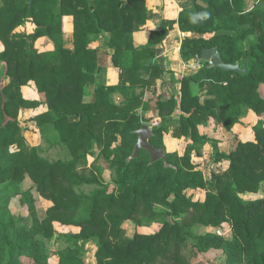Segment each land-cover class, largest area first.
Segmentation results:
<instances>
[{"label":"trees","instance_id":"16d2710c","mask_svg":"<svg viewBox=\"0 0 264 264\" xmlns=\"http://www.w3.org/2000/svg\"><path fill=\"white\" fill-rule=\"evenodd\" d=\"M177 19L159 20L151 29L147 45L136 47L132 33L154 17L146 0H0V264H49L46 240L56 236L73 244L56 252L57 264H85L84 243L95 240L97 264H189L182 248L195 222L218 226L228 222L230 237L205 233L196 237L198 252L220 250L226 264H264V197L244 198L264 182V0L262 7L247 10L245 0H191ZM72 16L73 47H66L62 17ZM29 23L31 32L15 31ZM184 33L180 55L184 61L200 57L201 50L216 46L227 63L247 59L246 73L223 71L203 64L195 72L182 75L180 97L158 94L154 101L143 100L144 90L154 89L165 71L155 60V44L162 43L176 27ZM106 34L111 61L118 69V83L106 85L101 76L98 36ZM251 35L254 44L245 49L242 42ZM46 36L53 49L38 51L35 41ZM34 82L44 102L23 97L21 87ZM93 95L84 99L86 87ZM203 90L204 98L193 93ZM123 92L115 104L110 94ZM128 92L129 94L127 95ZM42 105L43 111H38ZM20 108L34 112L32 120L42 128L51 126L59 141L69 148L70 161L48 162L29 146L17 115ZM258 120L252 141H238L234 149L218 159L229 161L228 169L211 176V189L203 201H194L185 190L204 189L201 171L193 168L190 153L199 140V125L210 118L231 129L244 109ZM139 109L157 110L163 124L154 127L150 142L164 146V131L172 137H187L183 153L166 152L149 164V154L140 150L126 163L133 149L138 128L149 117ZM177 113L178 122L172 115ZM73 118V119H71ZM93 143L101 146L100 157L114 171L111 183L101 184L97 175L78 170ZM15 146V149H12ZM28 177L51 201L45 214H37L32 187L20 184ZM95 183L91 191L76 187ZM27 205L32 223L15 217L10 209L14 197ZM155 204L169 213L156 211ZM166 214L175 218L170 221ZM176 217H180L178 220ZM158 219L155 233L137 230L125 234L123 225ZM79 227L78 232L58 233L52 222Z\"/></svg>","mask_w":264,"mask_h":264},{"label":"rangeland","instance_id":"374dc122","mask_svg":"<svg viewBox=\"0 0 264 264\" xmlns=\"http://www.w3.org/2000/svg\"><path fill=\"white\" fill-rule=\"evenodd\" d=\"M162 0H146V7L147 9L154 14L155 18L161 19H172L175 15V11L178 10L177 5L173 2V0H164L165 3L170 4L169 2L174 3L172 4V8L169 7V10L164 13L163 7L161 4ZM177 4H179V8L182 10L185 7L189 9L193 8V3L191 0H175ZM201 3L200 0H198ZM170 4V6H171ZM263 3L262 0H245V7L247 10L252 9L253 7H262ZM179 10V11H181ZM155 11V13H154ZM180 12H178L175 19L178 18ZM149 21V20H148ZM147 21V22H148ZM29 24H22L15 27V31H26L27 33L31 32L32 26H28ZM71 21L64 20V34L65 38L70 41L72 40L73 33L71 32ZM63 26V25H62ZM177 27V26H176ZM180 30V29H179ZM72 33V35H71ZM150 33V31H149ZM183 32H169L170 44L166 50L165 45L163 42L167 40V38L160 44H163V48L156 51L155 60L165 71L162 78H158L155 81L154 89L144 90L142 99L143 100H151L157 97L158 94H162L164 97H169L171 94L179 97L180 90L179 82L177 77H181L183 74L188 75L194 71H196L200 66L203 64L212 65L210 60L202 59L198 57L191 62H182L180 59L179 54L177 52L178 44L181 42V36ZM167 36V37H168ZM133 37V35H132ZM168 38V39H169ZM179 39V40H178ZM255 36L251 35L249 38L242 42L243 47L248 49L250 45L254 44ZM108 40L106 35L98 36L96 42H93V47L98 49L97 55L99 58V65L103 67L104 74H102V79L106 85H116L118 83V71L117 73L115 70L113 71V63L110 60L111 53L113 51L112 48L109 50V46L107 45ZM2 42L0 40V49L2 48ZM51 44L49 38H43L41 40H36L35 44L37 49L39 48H46L48 45ZM147 44V42H145ZM158 44V43H157ZM142 45V44H141ZM156 45V44H155ZM73 47V42H72ZM159 59V62L157 60ZM240 64V63H239ZM114 66V65H113ZM108 68H111L109 71ZM116 69V68H115ZM4 74V64H0V76ZM116 75V76H115ZM21 92L23 97L27 99H34L40 101L42 104L44 102V96L41 92H39L34 84V82L29 81L23 87H21ZM203 90L198 87H193V93H198L201 95V101L204 98V94H202ZM127 95L129 94L126 92ZM259 93L264 98V85L259 87ZM93 95V85L86 87L84 99L89 100L92 98ZM123 92L120 90H116L110 94L111 100L115 104H119L122 100ZM46 109L45 105H42L38 108V111H43ZM138 112L140 115L149 117L148 121H144L143 123H152L155 126H159L163 124V119L160 115H158L157 110L150 109V110H141L139 109ZM34 112L31 109L27 108H20L17 115V120L20 126L22 127V134L25 138L26 143L29 146H33L37 148L38 155L47 160L48 162H56V161H70L73 156L69 148L66 147L65 144L61 143L57 137L56 131L49 126L48 128H42L38 126L35 121L32 120ZM173 120L178 122V115L177 113L172 115ZM73 119V118H71ZM258 117L249 109H244L242 115L239 116V120L235 123L231 129H225L222 127L221 124L216 122L214 119L210 118L204 124L199 125V140L193 144V150L190 153V163L192 164L193 168L201 171L203 178L206 181V188L204 189H186L185 192L187 195L192 197L194 201H203L206 197L207 189H211V176L212 174H218L224 172L228 169L229 161L227 159H218L217 157L221 154H227L231 150L234 149L235 145L238 141H252L254 139V132L253 126L256 124ZM264 120V117H263ZM170 141L173 140L171 138H175L178 140L171 141L174 143H170L167 147L170 150L176 148L177 153H183L184 148L187 143L191 142V140L187 137H172L170 132L164 131L163 138H169ZM166 148V145H164ZM172 148V149H171ZM12 149H15V146H12ZM100 149L101 146H97L93 143L91 149L85 156L84 163L78 170H83L86 176L97 175L99 178V182L101 184L111 183L112 179L114 178V171L107 167L106 162L102 157H100ZM22 189H26L28 187H32V194L34 198V204L37 211V214L41 217L45 214L46 209L51 206V201L45 198L39 191L34 188L33 183L28 177L20 184ZM95 187H98L95 183H86L80 186H77V190H82L84 192L91 191ZM109 189H113L112 183L109 186ZM244 198H258L264 197V182L260 184L259 189L255 193L246 192L242 195ZM156 211L169 213V209L165 206L157 205L154 206ZM10 209L12 213L17 218H21L25 223L31 224L32 219L30 217V213L28 211L27 205L22 201L20 196H16L10 203ZM168 220L173 221L175 220L174 217L166 214ZM180 220V217H176ZM53 227L58 233H69V232H78L79 227L72 226V225H62L59 222L53 221ZM160 227V223L158 219H152L147 222H143L141 224H134L133 222H126L123 225L125 230V234L127 236H131L134 231H138L141 233H155ZM190 233L193 236H188L187 241L182 248V254L186 258L189 264H226L224 261V256L219 254L221 251L218 250H209L206 253L198 252L196 247V237L199 235H203L205 233H215L219 235H223L226 237H230L232 234V228L228 222H223L218 226L203 224L199 222H195L191 225L189 229ZM46 244L49 251L48 262L49 264H57V255L56 252L67 247H73L71 242L66 241L63 238H56L53 236L50 239L46 240ZM84 261L85 264H97V259L95 257V252L97 248V243L95 240H88L84 243ZM21 261L23 264H32V260L27 257H21Z\"/></svg>","mask_w":264,"mask_h":264},{"label":"water","instance_id":"95a60500","mask_svg":"<svg viewBox=\"0 0 264 264\" xmlns=\"http://www.w3.org/2000/svg\"><path fill=\"white\" fill-rule=\"evenodd\" d=\"M200 57L205 60H210L215 68H220L223 71H235L238 73H246L247 59H244L241 64L227 63L223 60L221 53L216 46L203 48L200 53ZM155 125L152 123H142L138 128L132 130L137 135L131 154L126 157V163H129L132 159H135L140 150H144L149 154V164L161 160L165 168H173L176 170V166L168 163L166 157V149L164 146L156 147L150 139L153 136Z\"/></svg>","mask_w":264,"mask_h":264},{"label":"crops","instance_id":"0c3cea01","mask_svg":"<svg viewBox=\"0 0 264 264\" xmlns=\"http://www.w3.org/2000/svg\"><path fill=\"white\" fill-rule=\"evenodd\" d=\"M181 1V0H180ZM173 2L177 5V7H178V10L177 11H175V15L172 17V18H174L175 19V17L177 16V14H178V12H180L179 10H181L179 7V4H177V2H175V0H173ZM170 4H171V2H169ZM174 3H172V4H174ZM161 4H162V7H163V11H164V13L166 12V11H168L169 10V7L170 8H172V4H171V6H170V4H168V3H165V1L164 0H162L161 1ZM154 13H155V11H154ZM64 20L65 21H71V32L73 33V23H72V16L71 15H65V16H63L62 17V22H63V37H64V40H65V45H66V47H68V48H72V40H70V41H68L66 38H65V34H64ZM159 20L160 19H158V18H155V17H153V18H150L149 19V21L144 25V26H142L141 27V29L140 30H137V31H135V32H133L132 33V35H133V44L136 46V47H142V46H145V45H147V44H145V42H147L148 41V36H149V31L151 30V29H154V28H157L158 27V25H159ZM29 24V23H28ZM24 25V24H23ZM28 26H32L31 24H29ZM176 26H177V24H176ZM33 29V27L31 28V30ZM17 31V30H16ZM171 31H175V32H180L181 33V31L179 30V28H178V26L177 27H175L173 30H171ZM72 33H71V35H72ZM190 35L191 33H184L183 32V34H182V36H181V40H182V38H183V36L184 35ZM104 35H106L105 33H104ZM100 37H101V35H100ZM43 38H47L46 36H43V37H40V38H38L37 40L39 41V40H41V39H43ZM71 38H73V35H72V37ZM169 38V36L167 37V40H165L164 42H163V44L165 45V47H166V50H167V48H168V46H169V44L171 43L170 42V38ZM179 40V39H178ZM142 44V45H141ZM163 44H160V43H158V44H156L155 45V48H156V51H158V50H160V49H162L163 48ZM180 44H181V42H180ZM180 44H178V47H177V52H178V54H179V57H180V59H182L181 58V55H180ZM35 46V48H37L36 47V45H34ZM51 49H53V44L51 43V44H49L48 45V47H46V48H39L38 49V51H46V50H51ZM1 50H3V44H2V48L0 49V51ZM109 50H110V48H109ZM156 59V58H155ZM110 60H111V56H110ZM157 60H158V62H159V59L157 58ZM191 61H193V60H190V61H184L183 59H182V62L184 63V62H186V63H188V62H191ZM112 62V61H111ZM100 64V63H99ZM185 64V63H184ZM101 66V65H100ZM102 67V66H101ZM112 67L114 68L113 69V71L115 70V72L117 73V71H118V69L115 67V66H113L112 65ZM103 68V67H102ZM116 68V69H115ZM111 68H108V70L109 71H111L110 70ZM104 70L102 69L101 70V75L102 74H104V72H103ZM195 72V71H194ZM193 73V72H192ZM191 74V73H190ZM183 75H185V74H183ZM116 76V75H115ZM178 78H180V76L179 77H177V79ZM178 89H179V87H178ZM179 97H180V93H179ZM179 97H178V99H179ZM175 121V120H174ZM171 139H173V140H171V141H174V140H178V139H175V138H171ZM164 145H166V151L168 152V151H172V150H177L176 148H174V146H173V149L172 150H170V148H168L167 146L168 145H170V143H172L173 145H174V143L173 142H171L170 141V137L169 138H165L164 140ZM213 250V249H212ZM211 251V250H210ZM218 251H220V250H218ZM219 254H221V252L219 253Z\"/></svg>","mask_w":264,"mask_h":264}]
</instances>
